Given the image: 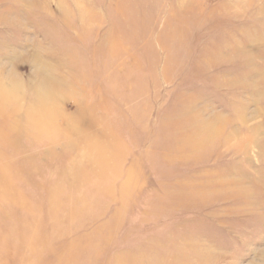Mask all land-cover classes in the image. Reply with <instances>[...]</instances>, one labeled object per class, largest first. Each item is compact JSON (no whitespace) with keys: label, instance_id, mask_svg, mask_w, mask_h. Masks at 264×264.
Wrapping results in <instances>:
<instances>
[{"label":"rangeland","instance_id":"obj_1","mask_svg":"<svg viewBox=\"0 0 264 264\" xmlns=\"http://www.w3.org/2000/svg\"><path fill=\"white\" fill-rule=\"evenodd\" d=\"M0 264H264V0H0Z\"/></svg>","mask_w":264,"mask_h":264}]
</instances>
